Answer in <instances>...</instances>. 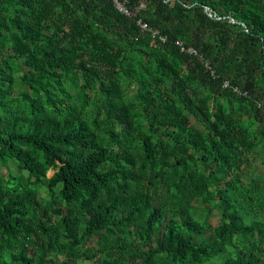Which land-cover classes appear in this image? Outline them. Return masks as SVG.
Segmentation results:
<instances>
[{
  "label": "trees",
  "instance_id": "obj_1",
  "mask_svg": "<svg viewBox=\"0 0 264 264\" xmlns=\"http://www.w3.org/2000/svg\"><path fill=\"white\" fill-rule=\"evenodd\" d=\"M126 5L0 0V264H264V0Z\"/></svg>",
  "mask_w": 264,
  "mask_h": 264
},
{
  "label": "built area",
  "instance_id": "obj_2",
  "mask_svg": "<svg viewBox=\"0 0 264 264\" xmlns=\"http://www.w3.org/2000/svg\"><path fill=\"white\" fill-rule=\"evenodd\" d=\"M115 4V6L117 7V9L122 12V13H125L127 15H131V10L127 7L126 5V0H112ZM142 6H144V3H142ZM138 25L140 26V28L143 30V31H148L152 34L153 37H156L159 41L161 42H165L168 40V37L167 35L163 34L159 29L151 26L148 22L142 20V19H139L138 20ZM179 44L182 46V49L183 50H186L188 51L189 53H192V54H198V51L196 48L192 47V46H184V43L182 41H178ZM209 65V64H207ZM212 73L214 74V70L212 71ZM230 85V82L229 81H225L224 82V86L227 87ZM233 90L239 94H247V90L246 91H243L241 87L239 86H234L233 87Z\"/></svg>",
  "mask_w": 264,
  "mask_h": 264
},
{
  "label": "rangeland",
  "instance_id": "obj_3",
  "mask_svg": "<svg viewBox=\"0 0 264 264\" xmlns=\"http://www.w3.org/2000/svg\"><path fill=\"white\" fill-rule=\"evenodd\" d=\"M255 164L261 165V159H258L257 161L255 160ZM245 220L248 221L249 218L247 216H245Z\"/></svg>",
  "mask_w": 264,
  "mask_h": 264
}]
</instances>
